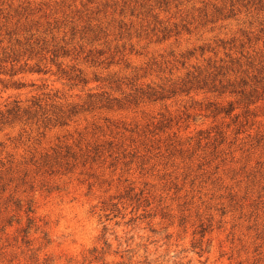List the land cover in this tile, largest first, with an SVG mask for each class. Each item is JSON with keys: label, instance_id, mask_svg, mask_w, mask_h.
Instances as JSON below:
<instances>
[{"label": "rangeland", "instance_id": "obj_1", "mask_svg": "<svg viewBox=\"0 0 264 264\" xmlns=\"http://www.w3.org/2000/svg\"><path fill=\"white\" fill-rule=\"evenodd\" d=\"M0 76V264H264V0H0Z\"/></svg>", "mask_w": 264, "mask_h": 264}, {"label": "trees", "instance_id": "obj_2", "mask_svg": "<svg viewBox=\"0 0 264 264\" xmlns=\"http://www.w3.org/2000/svg\"><path fill=\"white\" fill-rule=\"evenodd\" d=\"M217 52V51H216ZM15 60L20 61L19 57H15ZM26 68H20V69H12V72H10V74L12 76L16 75L17 73H19L20 71H26ZM31 70H34V68H31ZM36 70L38 71H42L41 68H37ZM0 81L5 82V79H3L0 76ZM14 85H16L17 87H23L24 81L17 79L14 82ZM5 85H7L5 83ZM33 103L31 104H27L26 106H23L22 103L20 102V100L16 99V103L12 106L8 108V112L12 115H14L15 117H22L23 115H28L29 117H37V114L42 112L44 110V103L43 100L44 98H42V96H33ZM63 117V116H62ZM37 120L39 121V119L37 118ZM50 123V122H49ZM48 124H44L45 126H48Z\"/></svg>", "mask_w": 264, "mask_h": 264}]
</instances>
